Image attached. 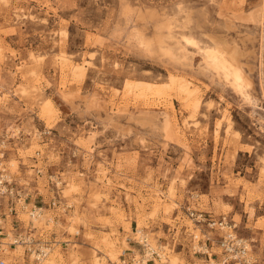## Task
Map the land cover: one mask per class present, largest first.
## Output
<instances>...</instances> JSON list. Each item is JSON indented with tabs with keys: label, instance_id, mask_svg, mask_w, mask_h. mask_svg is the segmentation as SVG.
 Here are the masks:
<instances>
[{
	"label": "rangeland",
	"instance_id": "rangeland-1",
	"mask_svg": "<svg viewBox=\"0 0 264 264\" xmlns=\"http://www.w3.org/2000/svg\"><path fill=\"white\" fill-rule=\"evenodd\" d=\"M214 44L251 102L208 66ZM177 78L196 86L188 101ZM0 167L44 208L7 218L50 242L42 264H208L192 239L222 231L191 209L264 256V0H0Z\"/></svg>",
	"mask_w": 264,
	"mask_h": 264
},
{
	"label": "built area",
	"instance_id": "built-area-1",
	"mask_svg": "<svg viewBox=\"0 0 264 264\" xmlns=\"http://www.w3.org/2000/svg\"><path fill=\"white\" fill-rule=\"evenodd\" d=\"M0 197L4 202L2 205L0 201V264H42L50 254V242L37 238L32 225L23 228L15 221L9 226L7 218H17L20 211H26L33 224L43 218L44 208L36 203L28 207L30 203L26 200V194L16 187L11 175L1 167ZM53 205H56V200H53ZM189 214L195 225L205 226L211 232L222 231L217 238L204 233L205 239L199 238V235H194L192 239L193 253L207 259L208 264H264V256L254 251L252 240L238 235L236 224L227 216L218 218L213 213L195 209H191ZM18 246L23 248V263H8L4 252Z\"/></svg>",
	"mask_w": 264,
	"mask_h": 264
},
{
	"label": "bare ground",
	"instance_id": "bare-ground-1",
	"mask_svg": "<svg viewBox=\"0 0 264 264\" xmlns=\"http://www.w3.org/2000/svg\"><path fill=\"white\" fill-rule=\"evenodd\" d=\"M127 18V17H126ZM166 18V17H165ZM165 25V24H164ZM167 26H168V23H167ZM170 27V26H169ZM161 28V27H160ZM163 28V27H162ZM166 32V31H165ZM133 37L134 38H138L139 42L147 47V48H150L151 47V43L148 41V40H145L142 36H140L139 34L137 33H132ZM162 35V34H161ZM159 36V35H158ZM184 37V36H183ZM158 39L156 40L158 43L160 42L161 43V36L160 38L157 37ZM192 38V37H191ZM193 40V39H192ZM186 41H189L191 43H195L194 41H191L189 38H186ZM162 43H163V40H162ZM161 43V44H162ZM157 44V43H156ZM165 44V43H163ZM182 45V44H181ZM211 45V44H210ZM163 46V45H162ZM176 48V47H175ZM152 49V48H151ZM160 49H163L160 48L159 46V50ZM183 49V48H182ZM149 50V49H148ZM167 50H170V49H167ZM189 50V49H188ZM194 50V49H193ZM150 51V50H149ZM171 51V50H170ZM180 52V50H179ZM183 56L186 57V49H183ZM204 59L205 61L207 62L208 66L214 70L217 75H219L224 81L226 84H228L234 91H236L237 93H239L241 95V97L244 99V100H250L251 102V99H252V96L250 94V91H249V85L250 83L247 81V79L245 78V75L243 74V72L239 69V67H237L235 65V62H233L231 56L227 53V54H224L222 52V50L220 51V49L214 45L212 46H205L204 47ZM168 54V53H167ZM183 59V58H182ZM66 61V59H65ZM70 64V63H69ZM64 66V69L66 67H69V65H66L65 63L63 64ZM70 69V68H69ZM70 71V70H69ZM71 71L74 73V74H78V73H82V65L80 64H74V65H71ZM75 76V75H74ZM80 76V75H79ZM218 77V78H220ZM175 80V79H174ZM173 80V81H174ZM144 86H146V89L147 90H150L151 93H153V91H156V93H160V90H158V87L157 86H160V84H154V83H149V82H144ZM141 86L143 85V83H139L138 85ZM131 85V84H130ZM138 85L136 84L135 88L138 87ZM162 85V84H161ZM165 85V84H163ZM172 85V84H171ZM176 88L178 90V92L180 93L181 95V98L183 99H187V101L189 99H191L193 97V95L195 94L196 92V86H193L191 84V82L189 80H187L186 78H177L176 79ZM134 86V85H133ZM131 86V87H133ZM173 86V85H172ZM157 87V90H154L155 88ZM134 88V89H135ZM140 88V87H139ZM23 89V88H22ZM145 89V87H144ZM34 91V90H33ZM147 92V91H146ZM136 93V92H135ZM138 93H141V91H139ZM155 93V92H154ZM141 94H144V92H142ZM138 95V94H137ZM150 95V94H149ZM148 95V96H149ZM179 95V96H180ZM163 96V95H162ZM97 98V97H96ZM158 98V97H157ZM198 98V97H197ZM196 98V99H197ZM256 98V97H255ZM195 99V98H194ZM147 100V99H146ZM161 100V99H160ZM159 101V100H158ZM254 101V100H252ZM256 101V100H255ZM195 102V101H194ZM193 102V103H194ZM247 102V101H246ZM190 104V103H188ZM187 104V106H188ZM198 103H195V108H196V105ZM47 105V108L45 109V112L46 113H50L51 111H53V109L51 108V105ZM257 106V104H256ZM152 108V107H151ZM198 108V107H197ZM154 118V117H153ZM175 121V120H174ZM141 229V228H140ZM142 242L145 243V245H147V248H148V253L151 254L150 252L152 250H154V247L148 242V239L145 237V236H142ZM18 247H21V246H18ZM22 248V247H21ZM17 252V251H16ZM11 251L9 250V248L4 252L5 254V257L7 258V255H10ZM13 253V251H12ZM15 253V252H14ZM148 256V255H146ZM161 256H164V258H166L167 260V255L165 254H162ZM17 258V257H16ZM148 257H145L144 258V262L145 264H148V260H147ZM169 258V257H168ZM17 260V259H16ZM173 260V259H172ZM8 263H13L11 262L9 259H7ZM174 261V260H173ZM22 262V261H21ZM50 263H54L53 259L52 260H49ZM19 263V262H18ZM94 264H100V261L96 260Z\"/></svg>",
	"mask_w": 264,
	"mask_h": 264
}]
</instances>
